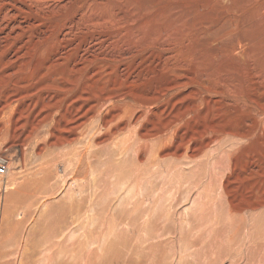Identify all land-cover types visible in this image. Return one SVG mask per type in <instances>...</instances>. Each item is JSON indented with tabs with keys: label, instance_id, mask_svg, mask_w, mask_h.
I'll return each mask as SVG.
<instances>
[{
	"label": "rangeland",
	"instance_id": "obj_1",
	"mask_svg": "<svg viewBox=\"0 0 264 264\" xmlns=\"http://www.w3.org/2000/svg\"><path fill=\"white\" fill-rule=\"evenodd\" d=\"M38 1L0 0L1 13L10 9V15L0 20V28L20 22L11 33L28 36L30 51L39 47L35 38L57 34L64 22L70 26L74 20H82L79 29L84 31L72 30L76 36H85L105 28L108 31L107 27L92 29L90 22L119 15L161 22L165 31L173 25L168 27H174L173 34L179 28L189 36L205 34L214 45L217 42L220 65L231 63L248 73L253 68L264 71V0ZM18 6L23 8L21 12ZM231 7L235 9L232 21L222 26V16ZM232 43L238 45L234 55L229 53ZM251 49L256 53L254 60ZM9 86L0 81V90ZM228 114L201 115L198 123L218 119L217 129L233 130L234 136L224 134L193 157V162L183 164L182 171L169 176L154 171L151 152L137 158L130 149L125 159L112 152L111 145L101 144L93 159L78 164L72 145L51 147L37 157L17 136L11 138L3 131L0 158L7 172L0 175V264H264V129L254 128L256 118L263 117ZM131 130L124 134L134 137ZM41 163L50 176L45 185L34 181Z\"/></svg>",
	"mask_w": 264,
	"mask_h": 264
},
{
	"label": "bare ground",
	"instance_id": "obj_2",
	"mask_svg": "<svg viewBox=\"0 0 264 264\" xmlns=\"http://www.w3.org/2000/svg\"><path fill=\"white\" fill-rule=\"evenodd\" d=\"M233 8L225 10L222 26L232 21ZM18 9L21 12L23 8ZM9 11L0 12V20L6 19ZM134 18H119L118 15L95 19L88 26H93L92 29L107 27L108 31L105 28L85 36H76L75 30H72L74 27L79 29L82 20H74L70 26L64 22V29L60 27L61 31L57 34L35 38L33 42L39 43L35 51H30L28 36L21 32L11 33L18 29L20 22L10 27L3 25L0 28L3 30L0 32V81L11 84V87L0 90V113L7 114L0 115V121H3L0 134L8 131L9 137L17 136L21 145L27 146V149L30 147L37 157H42L51 147L72 145L78 164L94 157L96 148L101 144L111 145V151L118 157L125 155L127 158L130 149L137 158L151 152L154 171H164L169 176L182 171L183 164L191 162L193 157L202 153L210 143H216L224 134L234 136L232 129L223 130L221 126V130L217 129L218 119L208 121L209 124H199L201 115H262L260 117L263 118H256L254 128L262 126L264 129L262 69L252 67L253 71L250 68L252 72L248 73L231 63L220 65L217 42L214 41V45L211 38L204 37L205 34L189 36L190 33H183L181 28L177 29V34H173L171 31L174 27L168 28L173 25H169L166 32L160 28L161 22L158 25L157 21H137ZM8 29L9 32H4ZM170 36H174L173 39ZM234 44L229 49L233 55L238 47ZM259 51L261 53V49ZM251 52L253 57L255 52L252 49ZM131 129L135 131L132 138L131 134H124ZM246 133L242 132L248 138ZM121 134L124 135L119 138ZM43 166L42 163L40 166L38 164L35 174L39 176L34 177V181L40 185H45L50 178Z\"/></svg>",
	"mask_w": 264,
	"mask_h": 264
},
{
	"label": "built area",
	"instance_id": "obj_3",
	"mask_svg": "<svg viewBox=\"0 0 264 264\" xmlns=\"http://www.w3.org/2000/svg\"><path fill=\"white\" fill-rule=\"evenodd\" d=\"M7 172V165L2 158H0V175H4Z\"/></svg>",
	"mask_w": 264,
	"mask_h": 264
}]
</instances>
